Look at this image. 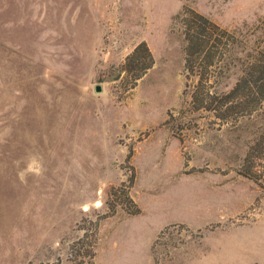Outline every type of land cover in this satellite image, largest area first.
I'll return each instance as SVG.
<instances>
[{
  "label": "rangeland",
  "instance_id": "1",
  "mask_svg": "<svg viewBox=\"0 0 264 264\" xmlns=\"http://www.w3.org/2000/svg\"><path fill=\"white\" fill-rule=\"evenodd\" d=\"M263 56L264 0H0V264H264Z\"/></svg>",
  "mask_w": 264,
  "mask_h": 264
},
{
  "label": "trees",
  "instance_id": "2",
  "mask_svg": "<svg viewBox=\"0 0 264 264\" xmlns=\"http://www.w3.org/2000/svg\"><path fill=\"white\" fill-rule=\"evenodd\" d=\"M191 15H192V18L193 19H195L196 21H198L199 24L201 26H203V29H201V30L198 29V32H195V36H193L192 39H190V41H189L190 42V45L187 48V52H188V54L193 55L192 54L193 52H190L189 49H196V50H198L196 52L199 55L203 53V56H204L205 61L207 63H210L211 62V58L209 59L210 52H209V50H205V46L209 42V38L206 36L207 33L205 32V27L206 26H208V27H214V26H212V24L206 18H204L203 16H201V15H199L197 13H191ZM141 52H143V54H144V60L147 62L141 68L142 71L144 72L145 70L149 69L151 67L152 63H153L152 56H151L150 52L148 51V49H147V47H146V45L144 43L139 44L134 49V51L132 52V54L127 58V62H128V65L131 64L135 60V57L137 55H139ZM262 58H264V56ZM263 63H264V61L262 62V65H264ZM251 68L253 69L252 66H251ZM250 80L258 88V91H257L258 92V95L259 96H263L262 95V91L259 88L264 85V81L263 82H260L261 81L260 77H257L255 79H252V78H250V76L248 77L247 75H245V78H242V82L245 81L246 83L247 82L249 83V82H251ZM238 86H239V83H238V85H235V89H238ZM234 91L235 90H232L231 93H233Z\"/></svg>",
  "mask_w": 264,
  "mask_h": 264
},
{
  "label": "water",
  "instance_id": "3",
  "mask_svg": "<svg viewBox=\"0 0 264 264\" xmlns=\"http://www.w3.org/2000/svg\"><path fill=\"white\" fill-rule=\"evenodd\" d=\"M100 91H101V88H100L99 86H96V87H95V92H96V93H99Z\"/></svg>",
  "mask_w": 264,
  "mask_h": 264
}]
</instances>
